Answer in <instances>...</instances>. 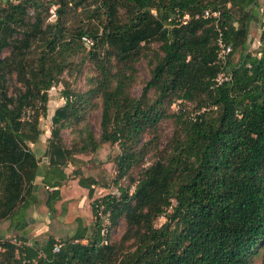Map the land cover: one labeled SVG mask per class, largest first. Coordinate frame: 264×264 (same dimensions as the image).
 <instances>
[{
	"label": "trees",
	"instance_id": "trees-1",
	"mask_svg": "<svg viewBox=\"0 0 264 264\" xmlns=\"http://www.w3.org/2000/svg\"><path fill=\"white\" fill-rule=\"evenodd\" d=\"M1 2L0 53L9 50L0 55V221L30 205L37 176L51 189L45 203L52 209L75 153L116 144L115 185L145 155L152 159L128 185H117V195L92 199L91 226L77 220L56 252L52 237H21L19 245L0 237V264H251L255 256L264 264V30L255 51L246 50L249 23L264 25L256 0ZM53 5L55 19L47 21ZM71 9L97 21L98 31L68 25ZM204 10L218 13L217 27ZM217 28L231 48L223 65L215 63ZM82 36L93 39L88 49ZM153 40L159 45L148 79L133 96L135 64ZM86 61L94 75L82 92L64 83L40 172L30 144L41 133L47 90L63 73L77 76ZM220 72L230 79L216 83ZM92 105L100 109L98 137L84 119ZM163 118L172 131L159 148ZM64 129L74 138L68 147ZM77 178L91 198L94 181ZM98 209L108 221L104 235ZM159 216L164 221L156 227ZM119 220L123 230L110 240Z\"/></svg>",
	"mask_w": 264,
	"mask_h": 264
},
{
	"label": "rangeland",
	"instance_id": "rangeland-1",
	"mask_svg": "<svg viewBox=\"0 0 264 264\" xmlns=\"http://www.w3.org/2000/svg\"><path fill=\"white\" fill-rule=\"evenodd\" d=\"M12 2H17L10 0ZM257 1V15L261 12L264 14V0ZM0 4H2L0 0ZM55 6H50L54 12ZM91 8V7H90ZM47 21H53L55 16L49 11ZM67 19L68 25H79L87 31H98L100 24L95 20H89L86 14L77 9L73 11L69 10ZM28 14H31L29 11ZM120 15L122 11L119 12ZM261 32L259 22L252 21L249 23L248 36L246 38V50L248 52H254L258 46V38ZM144 53L135 64L136 79L130 86V92L133 96H138L141 86L148 79L150 64L153 60V53L157 50L159 42L153 40L149 44H145ZM91 47V46H89ZM89 47L84 46L85 49ZM8 48L4 49L0 55H6ZM236 54L232 59L235 60ZM149 60V62H148ZM94 75V72L90 68L86 61L81 68L80 73L77 76H67L63 73L60 78V82H57L47 90V102L46 112L43 117L39 118L38 126L41 133L38 140L34 144H30V148L34 151L35 155L39 159V171L44 169L46 165L45 139L49 135L50 128V116L53 110L63 103L61 98V89L64 83H68V87L74 91L82 92L88 88L87 79ZM10 91V90H9ZM152 96V92H149ZM179 102V101H177ZM172 104L170 109L176 110V103ZM188 111L192 110V105L186 103ZM84 119L89 124L90 129L94 132L95 136L99 134V121H100V109L99 105L91 106L86 111ZM172 124L171 119L163 118L157 125L156 129V143L157 147L161 148L166 145L168 139L171 136ZM61 137L64 144L68 147L74 141L73 135L69 129L61 131ZM147 139V135H144L143 140ZM119 150L116 144H101L95 151L87 153H75L72 160L64 166V172L66 178L62 181L61 186L58 188V197L52 201V209H48L46 206V199L51 189L46 188L40 180L35 181L36 188L33 189L34 197L30 205L22 212L17 214L13 219L0 221V237L8 238L15 243H19L21 237L30 240H37L42 242L48 237L54 238L55 241H61L66 236L70 235L77 226L78 221L82 226L89 228L94 218L91 215L89 203L92 199H99L106 194L117 195V185L122 187L128 185L129 178H133L139 171L140 167H144L151 162V152L145 155L139 166L133 168L129 175L122 177L117 181L115 185L114 178L116 174L114 157L118 154ZM77 175L88 178V180L94 181L92 185V196L87 197V189L82 188L77 183ZM132 191V185L128 188ZM103 218V214H100ZM78 220V221H77ZM164 221L163 216L157 217L154 221V226H159ZM106 225V224H105ZM123 230V223L118 221L116 226L108 233L110 240H116L119 238ZM251 264H260L258 256L253 257Z\"/></svg>",
	"mask_w": 264,
	"mask_h": 264
},
{
	"label": "built area",
	"instance_id": "built-area-1",
	"mask_svg": "<svg viewBox=\"0 0 264 264\" xmlns=\"http://www.w3.org/2000/svg\"><path fill=\"white\" fill-rule=\"evenodd\" d=\"M49 11L51 12L52 15H54L53 9H49ZM202 17H212L214 18V25L215 27H217V19H218V13L216 11H212L210 12L209 10H204L202 12ZM187 16L184 15L181 19L180 22H184L186 20ZM179 20V19H178ZM261 22L264 21V14L262 13V9H261ZM261 30H264V25L260 26ZM81 40L83 41V44L87 47L91 46L93 44V39L89 36H82ZM215 44H216V48H215V63H217L218 65H223L226 61L227 55L229 54L231 48L230 45L225 42L223 40L222 37V33L221 31H219V29L217 28V34H216V38H215ZM230 79V73L229 72H220L216 75L214 81L216 83H220L221 81H225V80H229ZM30 114V110H25L24 113L21 116V119H28ZM98 216L100 217L101 221H102V225H101V229H100V234L104 235L106 232V228H107V217L106 215H103V218L101 217L100 211L98 209L97 211ZM106 224V225H105ZM12 243H14L15 245H19V243H15L14 241H11ZM104 242V240L102 241ZM61 242L60 241H56L53 246H52V251L56 252L58 250V248L60 247Z\"/></svg>",
	"mask_w": 264,
	"mask_h": 264
},
{
	"label": "crops",
	"instance_id": "crops-1",
	"mask_svg": "<svg viewBox=\"0 0 264 264\" xmlns=\"http://www.w3.org/2000/svg\"><path fill=\"white\" fill-rule=\"evenodd\" d=\"M37 180H40V177L39 176L36 177L35 181H37Z\"/></svg>",
	"mask_w": 264,
	"mask_h": 264
},
{
	"label": "water",
	"instance_id": "water-1",
	"mask_svg": "<svg viewBox=\"0 0 264 264\" xmlns=\"http://www.w3.org/2000/svg\"><path fill=\"white\" fill-rule=\"evenodd\" d=\"M14 1H17V0H14ZM35 188H36V185L34 184V185H33V189H35Z\"/></svg>",
	"mask_w": 264,
	"mask_h": 264
}]
</instances>
